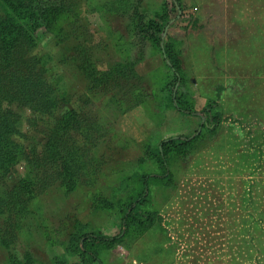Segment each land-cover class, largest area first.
Masks as SVG:
<instances>
[{
    "label": "rangeland",
    "instance_id": "rangeland-1",
    "mask_svg": "<svg viewBox=\"0 0 264 264\" xmlns=\"http://www.w3.org/2000/svg\"><path fill=\"white\" fill-rule=\"evenodd\" d=\"M65 2L29 53L45 61L58 106L14 107L19 154L0 179V240L9 244L0 243V264L78 263L79 238L98 233L121 236L87 246L101 264H264V0ZM171 91L201 115L172 109ZM69 112L83 123L59 133L71 156L61 147L48 165V135ZM177 137L188 142L167 151L168 181L150 182L140 210L156 217L125 233L135 176L161 174V144ZM21 185L39 189L17 214L5 198Z\"/></svg>",
    "mask_w": 264,
    "mask_h": 264
},
{
    "label": "trees",
    "instance_id": "trees-1",
    "mask_svg": "<svg viewBox=\"0 0 264 264\" xmlns=\"http://www.w3.org/2000/svg\"><path fill=\"white\" fill-rule=\"evenodd\" d=\"M66 8L65 0H0V179L9 172V169L15 164L17 154H19L17 145L11 141V138L19 132V118L14 107L27 109L33 113H51L58 106L59 96L56 87L48 85L44 78L47 76L45 61L37 57H30L29 53L35 45L34 36L37 32L43 28L51 29L53 27L50 23L52 15L55 16L58 12L61 13V10L65 11ZM170 23L162 30L170 27ZM161 52L172 71V88L175 89L179 83V75L174 65L171 64L172 61L164 42ZM168 104L181 115L190 117L201 115L180 106L173 91L169 94ZM221 119V117H217L216 124H219ZM82 124V120H79L73 112L62 117L59 124L48 135V142L43 153L47 163L56 165L52 159L61 155V147L65 148L64 153L69 152L67 143L63 141V137L59 133L62 132L65 136L69 135L76 128L81 129ZM185 142H188L186 138L177 137L161 144V149L166 151L161 155V174L158 176H135L139 177L140 183L135 186L136 190L132 200L128 202V208L121 210L125 233L129 232L130 228L132 233L137 232L139 227L146 229L156 217L153 213L146 214L148 215L146 217L140 211L147 201L148 186L152 181H168L169 168L165 154L172 148L184 147ZM68 156H71V152ZM32 160L28 162V170L35 179H38V159L33 157ZM32 164L35 165L34 169L31 168ZM74 166V164H70V167L74 168ZM63 167V173L73 177V170H70L65 164ZM49 175L51 174L49 173ZM38 189L39 186L35 185L26 188L22 185L17 186L12 192L6 194L7 199L5 198V200H11L12 202H7V204L13 206L15 212L20 214L25 209L23 196L28 192L37 195ZM160 220L161 218H159ZM4 235L0 243L3 248H8L7 237L6 234ZM120 240L121 236L105 237L99 233L81 236L76 244L80 261L74 264H101L95 253L91 252L87 246L117 243ZM26 258L30 259V256Z\"/></svg>",
    "mask_w": 264,
    "mask_h": 264
}]
</instances>
